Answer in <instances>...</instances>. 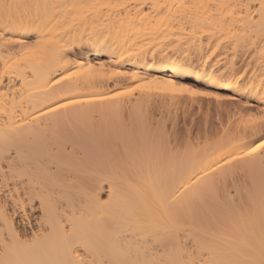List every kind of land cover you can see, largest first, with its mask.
<instances>
[{"label": "bare ground", "instance_id": "6f19581e", "mask_svg": "<svg viewBox=\"0 0 264 264\" xmlns=\"http://www.w3.org/2000/svg\"><path fill=\"white\" fill-rule=\"evenodd\" d=\"M5 3L21 5L18 12L12 9L13 23L23 22L29 30L13 29L12 24L5 29ZM260 4L261 0H0V264H64L75 258L73 245L90 259L84 244L97 260L135 259L136 245L142 243L137 240L143 234L140 226L151 222L150 209H160L150 173L154 177L159 169L169 178L162 193L168 205L173 195L179 196L181 183H190L201 168L210 163L214 167L220 157L258 143L264 135V111L259 119L250 120V113L244 117L250 121L242 119L232 127L204 123L202 130L188 131L187 142L195 137L203 141L197 139L186 151H180L183 141L177 144L174 136L176 154L159 161L148 137L152 108L158 114L173 106L184 112L194 106L216 112L264 109ZM37 39L52 43L36 55L16 43L24 40L28 45ZM237 51L244 53L238 62ZM80 63L92 64L94 71L53 83L69 70L81 71ZM113 72H135L137 79ZM167 80L234 99L218 102L170 91H136L132 99L112 98L114 91L131 82ZM100 96L112 99H95ZM70 100L81 103L69 104ZM49 108L57 111L53 114ZM6 157L14 160L13 172L29 177L27 190L11 172L5 179ZM233 168L239 180L254 177L257 187L264 175L259 154ZM228 186L233 187L230 173ZM199 191L194 186L179 201L184 223L203 241L210 260L239 258L253 231L259 234V205L252 209L255 220L250 221L240 197L235 203L225 198L222 183L219 198L213 190L193 200V192ZM109 192L112 199L104 205ZM5 217L8 225L2 223Z\"/></svg>", "mask_w": 264, "mask_h": 264}, {"label": "snow or ice", "instance_id": "6c2138e0", "mask_svg": "<svg viewBox=\"0 0 264 264\" xmlns=\"http://www.w3.org/2000/svg\"><path fill=\"white\" fill-rule=\"evenodd\" d=\"M5 9V16L7 23L5 29L9 24H12L13 29L24 28L29 30L26 25L21 22L20 24L13 23L12 9L15 8L17 12L21 8L19 4L5 3L2 5ZM109 5H105L108 7ZM123 7V5H118ZM260 14L264 16V0H261ZM10 42V41H5ZM24 49L25 53L39 54L43 51L45 44H51L52 40L37 39L33 44L25 45L24 40L17 41ZM71 63V62H68ZM101 68L104 65H100ZM81 71L69 70L67 75H61L59 80L53 81L55 84H59L62 81H72L74 77H80L83 73H92L94 66L88 64L86 67L83 63L79 64ZM113 76H124L133 80L137 79L135 72H113ZM163 83L166 87H160ZM157 85L155 88L152 85ZM136 91H147L149 93L155 92H172L173 94L179 92L180 94H187L191 97H206L209 100L215 99L216 101L232 100L233 97H225L217 95L212 91H202L196 88H189L185 85H177L172 80L164 82L147 81L144 84H137L134 88H127L124 92H116L112 98H118L122 96H128ZM109 97H96L95 99L103 101L112 99ZM81 101L70 100L69 104H79ZM68 105H58L57 107H67ZM49 112L55 113L57 108H49ZM264 111V109H262ZM252 120L253 118H249ZM264 119V118H261ZM169 123L161 115L153 113L151 119V130L149 132L148 141L151 144L152 152L155 154L157 161L161 159H167L169 156H174L175 144L173 143L174 134L176 133L175 124L169 129ZM176 143H180L178 135L175 136ZM261 156L262 164H264V135L261 136L260 141L254 146L247 148L239 154L229 153L227 156H222L214 161L215 166L210 163L207 168H201L200 172L195 175L194 179L190 178V183L182 182L178 190L179 196L173 195L168 205L164 204L163 191L168 187L169 178L159 169L156 175L153 177L149 174V181L152 183L157 199L160 201V209L149 210V216L151 222L142 223L141 230L142 235L137 236V240L142 241L136 245V258L135 259H112L110 257L97 260L92 255L87 244H84V250L87 256L91 257L86 259L85 256L79 254L78 247L72 246V251L76 253L74 259H69L64 264H264V175L261 176L259 186L254 177H244L239 180L240 173L233 168L234 164L244 161L246 159L254 158L255 155ZM151 158V157H150ZM8 159V167L4 168L5 179L7 180L8 174L11 172L13 180H17L18 184H24L25 190L28 188V184L25 183L29 180V177L22 171L17 173L12 171V165L14 160ZM222 161V162H221ZM229 173L231 174V182L233 187L228 186ZM11 184V181H8ZM221 183L223 185V194L225 198L230 199L232 203L236 202V197H240V204L242 207L249 211L248 219L254 221L255 218L251 215L252 209L259 205V217L258 226L259 234L256 235L253 231V239L245 242L243 248L240 249L237 259H231L227 261L210 260L207 256L208 249L205 247L200 237L190 231L188 225L183 221V208L184 205L179 203L183 196L187 194L191 188L199 187L201 191L193 192L192 199H203L204 191H215L217 198L220 195ZM7 194V192H5ZM17 193H14L15 196ZM112 199L111 192H109V199L102 201V204L107 205ZM19 204L20 201H17ZM4 225H8V218L5 217L2 221ZM14 232V229H10ZM68 234V229H64ZM35 235V234H34ZM16 239H19V235L16 234ZM7 239V237H5ZM7 264V262H5Z\"/></svg>", "mask_w": 264, "mask_h": 264}, {"label": "rangeland", "instance_id": "374dc122", "mask_svg": "<svg viewBox=\"0 0 264 264\" xmlns=\"http://www.w3.org/2000/svg\"><path fill=\"white\" fill-rule=\"evenodd\" d=\"M236 53H235L234 58L237 59V62H238V60L241 59V56H242V54L244 55V53L241 54V51H237ZM127 84H129V83H127ZM131 84H133V85H130L129 84L127 87H126V85L124 86L126 88H123L122 87L123 88L122 91H119L121 88H119L116 91H114V90L113 91H114V93L115 92H118V91L119 92H124L127 88H134L137 85L136 83L134 84L132 82H131ZM113 91H112V93H113ZM136 93L137 92H134V93H132L131 95H128V96H122L123 97V100H125L126 98H128V99H132V97L134 98L135 95L137 96ZM122 97H118V98H121L122 99ZM233 110L234 109H232V110L230 109L227 112L226 111L216 112L215 109L213 107H211L209 110L206 111V109L205 110L204 109H199L196 106H194L191 109H189L188 111L184 112L182 107H180V106L179 107L178 106H173L168 111L165 110L161 114L160 113L158 114V112H156V110H154V108H152L150 111H151L152 117H153V113H155L157 115H161L162 117H164L166 119V121H171V123H169V129L172 128L171 125L175 124V127H176V130L177 131H176V133H175L174 136L179 135L180 136V139H181L180 143L182 141H183L182 143H184V144L181 143L182 144V145L180 144L181 148H179L180 146L178 148L180 149V151H181V149L183 150V148L185 149L184 151H186V149H188L190 146H193L194 143L196 144V140L198 139V138L196 139V137H195L194 140H192L193 139L192 138L191 141L187 142L186 137H184V136L186 135V133L188 131H190V130H191L190 132L197 131L199 129L198 127H200V130H202L201 127H203V124L204 123H206V124H204V126L207 125V124L210 126L212 124L213 127H218L217 125H220L221 126V124H223L222 126H226V127L229 126L230 127V125H231V127H232V125L234 126L237 123H239L240 120L245 119L246 116L249 117L248 114H250V113H251L252 116L254 115V118H253V120H254V119H259V116L261 117V115H262L261 113L263 112V111L257 112L256 110H254L252 112L251 111H249V112L247 111V113H246V112H240L241 109H238V108H236L234 111ZM237 110H239V111H237ZM238 113L239 114L243 113V115L241 114L242 116L240 115L241 118L238 115ZM252 116H250V117H252ZM255 117H257V118H255ZM206 119H207V121H206ZM245 120L250 121L248 118L245 119ZM225 123H226V125H224ZM229 123H231V124L230 125H227ZM232 123H234V124H232ZM191 124H193V125H191ZM194 128H196V129H194ZM178 129H179L180 132L178 131ZM182 137H183V139H182ZM198 140H200L199 142H202L203 141V139H198ZM192 143H193V145H192ZM194 146H196V145H194ZM178 148H176V149H178ZM103 192H105V191H103ZM103 192H102V195L104 196L105 194Z\"/></svg>", "mask_w": 264, "mask_h": 264}]
</instances>
